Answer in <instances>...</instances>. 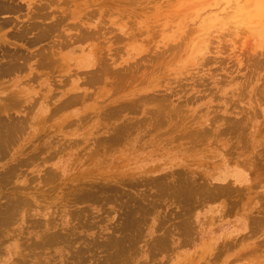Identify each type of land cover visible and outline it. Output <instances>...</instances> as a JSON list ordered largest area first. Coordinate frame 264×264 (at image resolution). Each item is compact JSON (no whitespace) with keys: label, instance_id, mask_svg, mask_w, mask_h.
I'll return each instance as SVG.
<instances>
[{"label":"rangeland","instance_id":"rangeland-1","mask_svg":"<svg viewBox=\"0 0 264 264\" xmlns=\"http://www.w3.org/2000/svg\"><path fill=\"white\" fill-rule=\"evenodd\" d=\"M3 1L0 264H264V0Z\"/></svg>","mask_w":264,"mask_h":264},{"label":"bare ground","instance_id":"bare-ground-1","mask_svg":"<svg viewBox=\"0 0 264 264\" xmlns=\"http://www.w3.org/2000/svg\"><path fill=\"white\" fill-rule=\"evenodd\" d=\"M2 1H3V0H2ZM6 2H7V4H8V1H6ZM0 3H1V2H0ZM3 3H4V1H3ZM3 3H2V4H3ZM10 3H12V2H10ZM3 6H4V5H3ZM6 6H8V5H6ZM11 7L14 8V5L11 6ZM0 8H1V7H0ZM6 8H7V10H9L8 7H5V9H6ZM9 8H10V6H9ZM5 9H2V10L5 11ZM14 9H16V8H14ZM14 9H13V10H14ZM2 10H0V11L2 12ZM15 11H16V10H15ZM17 11H18V10H17ZM1 12H0V13H1ZM5 12H6V11H5ZM7 12H8V11H7ZM7 19H8V18H7ZM4 22H5V21H4ZM13 22H14V21H13ZM16 22H17V21H16ZM0 24H1V23H0ZM5 24H6V23H5ZM36 24H37V23H36ZM15 26H16V25H15ZM28 26H29V25H28ZM35 26H36V25H35ZM38 26H39V25H38ZM22 27H23V26H22ZM51 27H52V26H51ZM25 28H26V27H25ZM32 28H33V27H32ZM36 28H39V27L36 26ZM21 29H22V28H21ZM19 30H20V29H19ZM24 30H25V29H24ZM24 30L21 31V33H19L18 35L16 34V36H18V37H19V36H24V34L26 33ZM32 30H33V29H32ZM36 30H37V29H36ZM51 30H52V29H51ZM28 31H29V30H28ZM18 32H19V31H18ZM40 32H41V31H40ZM41 33H42V32H41ZM6 35H7V34H6ZM37 35H38V34H37ZM38 36H40V34H39ZM0 37H1V36H0ZM18 37H17V38H18ZM24 37H25V36H24ZM44 37H45V36H44ZM15 38H16V37H15ZM20 38H23V37H20ZM23 40H24V39H23ZM4 41H5V40H4ZM4 43H5V42H4ZM10 62L12 63L13 61H9V62L7 63V65L10 64ZM88 62H89V60H88ZM14 63H16V61L12 63L11 68H14V69H15V68H17V67L20 66V64L18 65V63H16L15 65H13ZM42 63H43V62H42ZM16 65H18V66L15 67ZM46 65H47V64H46ZM9 66H10V65H9ZM9 66H8V67H9ZM40 66H41V65H40ZM43 66H44V65H43ZM3 70H6V69H3ZM0 71H1V70H0ZM6 71H8V70H6ZM2 72H3V71H2ZM0 74H1V73H0ZM9 95L11 96V94H9ZM12 97H13V95H12ZM15 97H16V96H15ZM15 97H14V98H15ZM17 99H18V98H17ZM8 100H9V99H8ZM15 100H16V99H15ZM9 101H10V100H9ZM9 101H8V102H9ZM12 102H13L14 104H15V103L19 104L18 101L14 102V100H12ZM7 105H8V104H7ZM4 106H5V105H4ZM10 106H11V105H10ZM13 107H14V106H13ZM15 107H16V106H15ZM0 111H2L1 107H0ZM7 111H8V110H7ZM1 114H2V112H1ZM0 117H1V116H0ZM1 119H2V118H1ZM3 120H4V119H3ZM3 120H1V121H3ZM11 121H12V119H11ZM5 122H7V121H5ZM14 122H15V120H14ZM20 122H21V121H20ZM22 122H24V121H22ZM1 123L3 124L4 121L1 122ZM16 123H17V122H16ZM4 124H5V125H3V126L0 124V127L2 126V128H5V129H1V130H0V132L2 131V133H0V137H1V136L3 137L2 134H4V133H8V132H9V133H8V136H5V135H4V138L9 137L11 134L13 135V133H11V129H12V132H13V131H15V128H16V127H17V130H18V123H17L16 127L14 126L15 123L12 124V122L10 123V121H9L8 123H4ZM11 124L14 126V128H12L13 126H11ZM24 126H25V125H24ZM21 127H22V126H21ZM13 129H14V130H13ZM8 130H10V131H8ZM16 132H17V131H16ZM16 132H14V135H15ZM18 132H19V131H18ZM10 133H11V134H10ZM22 133H23V132H22ZM9 134H10V135H9ZM19 134H20V133H19ZM6 135H7V134H6ZM12 137H13V136H12ZM15 137H16V136H15ZM19 137H20V136H19ZM9 138H10V137H9ZM7 139H8V138H7ZM7 139H6V140H7ZM1 140H2V139L0 138V142H1ZM3 140H4V139H3ZM3 140H2V142H3ZM6 140H5V142H6ZM8 140H10V139H8ZM7 143H8V142H7ZM7 143H6V145H7ZM0 144H1V143H0ZM3 144H4V143H3ZM1 145H2V144H1ZM1 145H0V147H1ZM8 146H9V145H8ZM2 147H3V145H2ZM2 147H1V148H2ZM1 148H0V149H1ZM3 148H6V147H3ZM7 149H8V148H7ZM3 150H4V149H3ZM9 150H11V149L9 148ZM0 153H1V152H0ZM0 156H1V154H0ZM3 156H4V155H3ZM20 161H23V160H20ZM22 166H23V165H22ZM9 169H11V168H9ZM13 171H14V170H13ZM10 177H11V176H10ZM13 177H14V176H13ZM13 177H12V178H13ZM0 179H2V178H0ZM4 179H5V178H3V180H4ZM6 179H8V178H6ZM235 179L238 180V181H241V180H243V179L245 180L246 177L244 176V174L236 173V174H235ZM3 180H2V181H3ZM0 181H1V180H0ZM2 181H1V182H2ZM7 183H8V182H7ZM4 184H5V183H4ZM4 184H3V185H4ZM10 184H11V183H10ZM0 185H1V184H0ZM7 185H9V184H7ZM11 188H12V187H11ZM14 188H15V187H14ZM16 188H17V187H16ZM23 190H24V189H23ZM81 192H82V191H81ZM178 192H179V191H178ZM16 193H17V192H16ZM85 193H87V192H85ZM85 193H84V194H85ZM1 194H2V193H1ZM21 194H22V193H21ZM77 194H78V193H77ZM77 194H76V195H77ZM88 194H89V193H88ZM11 195H12V194H10V197H12ZM15 195H16V194H15ZM15 195H14V196H15ZM18 195H19V194H18ZM18 195H17V197H16L17 199H14V202H15V200L17 201L18 199H22L21 201H23L24 197H26V196H23V197H22V195H21V198H18V197H20V196H18ZM79 195H83V194L81 193V194H79ZM85 195H86V194H85ZM5 197H6V196H5ZM84 197H85V196H84ZM12 198H14V197H12ZM9 199H10L9 201H11V204H12L13 200H12L11 198H9ZM6 200H7V199H6ZM26 200H27V199H26ZM26 200L24 199L25 202L23 203L22 206H24L25 203H28V200H27V202H26ZM21 201L19 200V202H20L19 204H21ZM7 202H8V201H7ZM11 204H10V206L6 204L8 208L10 207V210H11V209L13 210V209H15L16 207H18V206H17L18 203H17V205L13 203V205H15L16 207H14V206L11 207ZM2 206H3V203H2ZM19 206H20V205H19ZM13 207H14V208H13ZM3 208L6 209V210L4 209L5 211H7V209H8V208H6L5 206H4ZM19 208H20V207H18V209H19ZM1 209H2V207H1ZM16 209H17V208H16ZM16 209H15V210H16ZM18 209H17V210H18ZM20 209H22V208H20ZM20 209H19V210H20ZM15 210H14V211H15ZM19 210H18V211H19ZM8 211H9V210H8ZM8 211H7V213H8ZM20 211H21V210H20ZM24 211H25V210H24ZM11 212H13V211H11ZM0 213H1V216H0V217H2V215H3L2 213H4V212H3V211L1 212V210H0ZM16 213H17V211H16ZM16 213H15V214H16ZM19 213H20V212H18L17 214H19ZM13 214H14V213H13ZM13 214H12V216L15 215V214H14V215H13ZM25 214H26V213H25ZM4 215H5V213H4ZM4 215H3V216H4ZM22 215H23V214H22ZM28 215H29V214H28ZM8 216H10L9 218H11L10 213H9ZM8 216H7V214H6V217H8ZM6 217H3V218H6ZM14 217L16 218L17 215H15ZM17 218H18V217H17ZM17 218H16V219H17ZM18 219H19V218H18ZM18 219H17V220H18ZM0 220H1V219H0ZM5 220H7V219H5ZM13 220H14V218H13V219L11 218V220L9 219V221H13ZM7 221H8V220H7ZM7 221H5V222H7ZM9 221H8L7 224L5 223V225H9ZM49 221H50V220H49ZM3 222H4V221H3ZM47 222H48V220H47ZM10 223H11V222H10ZM40 223H41V222H40ZM50 223H51V222H50ZM0 224H1V222H0ZM43 224H44V223H43ZM5 225H2V224H1L0 226H2L1 228H3V226H5ZM41 225H42V223H41ZM47 225H48V224H47ZM50 225H51V224H50ZM35 227H36V226H35ZM47 227H48V226H46V228H47ZM24 228H25V227H24ZM38 228H39V227H38ZM42 228H43V227H42ZM18 229H19V228H18ZM44 230H45V229H44ZM49 230H50V229H49ZM8 231H9V229H8ZM45 231H46V230H45ZM0 232H1V229H0ZM3 232H4V231H3ZM3 232H2V233H3ZM47 232H48V231H47ZM47 232H46V235H44V236L47 237V234H48V236H49V234H51V235L47 238V242H49L50 244L55 243V239H56L57 236L59 235L58 232H57V234H58L57 236L55 235L56 232H54L53 234H52V232H51V233H47ZM21 234H22V233H21ZM60 234H61V233H60ZM42 235H43V234H42ZM52 235H54V236H52ZM46 237H44V238L46 239ZM40 238L42 239V236H41ZM59 238H61V240H62L63 237H60V236H59ZM41 239H40V242L43 240V239H42V240H41ZM56 240H57V239H56ZM58 240H60V239H58ZM63 240H64V239H63ZM34 241H35V240H34ZM53 241H54V242H53ZM35 242H38V241H35ZM35 242H34V243H35ZM45 242H46V241H45ZM45 242L43 241L42 243L48 245V244L45 243ZM51 242H53V243H51ZM59 242H60V241H59ZM1 243H2V242H1ZM42 243H41V246H42ZM57 243H58V242H57ZM35 244H38V243H35ZM39 244H40V243H39ZM39 244H38V247L40 246ZM55 244H56V243H55ZM58 244H59V243H58ZM46 245H44V246H46ZM18 246H19V245H18ZM49 246H50V245H49ZM50 247H51V246H50ZM14 248H15V247H14ZM78 250H79V249H78ZM14 251H15V250H14ZM19 251H21V250H19ZM14 253H15V252H14ZM21 255H22V254H21ZM77 255H78V254H77ZM74 256H76V255H74ZM81 256H82V255H81ZM78 258H80V257H78ZM17 259L19 260V258H17ZM11 260H12V259H11ZM11 260H10V261H11ZM13 262H14V261H13ZM19 262H20V260H19ZM14 263H15V262H14ZM21 263H22V261H21ZM21 263H20V264H21ZM17 264H18V263H17ZM22 264H24V263H22Z\"/></svg>","mask_w":264,"mask_h":264}]
</instances>
